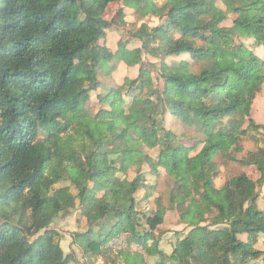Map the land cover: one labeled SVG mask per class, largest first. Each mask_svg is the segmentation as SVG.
I'll list each match as a JSON object with an SVG mask.
<instances>
[{
	"label": "trees",
	"instance_id": "trees-1",
	"mask_svg": "<svg viewBox=\"0 0 264 264\" xmlns=\"http://www.w3.org/2000/svg\"><path fill=\"white\" fill-rule=\"evenodd\" d=\"M124 2L158 24L143 22L137 45L113 51L108 31L124 13L106 11ZM121 63L130 76L106 79ZM263 86L264 0H0V264H71L51 225L77 203L88 229L74 239L91 263L264 259V148L237 158L248 131L264 129L252 119ZM168 117L195 129L194 147ZM219 157L259 177L217 188ZM145 167L164 170L169 210L189 230L170 255L156 233L166 207L138 211ZM65 179L77 195L56 188Z\"/></svg>",
	"mask_w": 264,
	"mask_h": 264
},
{
	"label": "rangeland",
	"instance_id": "rangeland-1",
	"mask_svg": "<svg viewBox=\"0 0 264 264\" xmlns=\"http://www.w3.org/2000/svg\"><path fill=\"white\" fill-rule=\"evenodd\" d=\"M54 0H51L53 2ZM217 6L224 8V5L217 1ZM122 10L123 17L116 20L117 26L113 27L108 31L107 37V46L112 50L116 51L117 49H124L127 47H134L137 45L131 34L137 31L143 22H147L151 27H154L158 24V21L154 18H146L144 20H140L137 18L136 14H134L133 3L132 2H124L123 4H111L106 11V18L108 20H112L115 15ZM236 17V16H234ZM226 25H230V21L226 23ZM152 63H158L154 59H149ZM168 63H171L172 59L166 60ZM242 62V63H241ZM242 65H256V63H252V61L248 60L246 55H242V60L240 61ZM176 75L183 77V79H189L188 75L175 73ZM129 77L128 69L120 68L117 71H113L110 75L106 76V79L111 78L117 83H122L125 77ZM109 81V80H108ZM94 102V101H93ZM90 103V107L92 109L98 110L97 105ZM252 119L256 124L264 126V86L262 91L257 95V98L254 102L252 108ZM166 127L174 132H176L180 136V143L187 147H194L196 143L201 139V137L195 134V129L186 127L182 122L177 121L171 117H168L165 123ZM247 126V124H246ZM202 145H198L196 149L191 154L195 156L202 149ZM243 147L244 153L238 154L237 158H243L247 152L257 151L259 148H264V129L254 130L250 129L248 131L247 136L243 139ZM157 152H150L152 156H155ZM217 164L219 167V174L215 178V185L217 188H221L225 182L233 178L241 173L246 172L250 178L256 179L259 177L256 169L243 167L239 163L236 162H228L224 158H217ZM144 173L146 177V185L147 189L141 190L137 194L138 201V211L142 215H151L156 212L159 204H162L166 207L167 212L165 214L163 224L157 228L156 233L161 234V243L160 248L167 255H170L173 251V248L177 242V239L180 237L184 239V237L189 232L186 226L180 224V218L177 211L169 210V193L172 188L171 181L167 177L164 170H160V174L158 176H154L149 173V169L147 167L144 168ZM131 179L135 176L134 174H130ZM69 187L71 192L74 195H77L76 189L71 185L70 181L65 179L60 182L56 188ZM262 197H264V192L262 191ZM260 208H264L262 198L259 201ZM146 226V223L144 222ZM51 227L57 230L61 235V246L65 253V255H71V264H110L104 262L101 258L96 260L94 263L88 262L87 258L83 256V251L81 247L77 243H75L74 235L78 233H84L88 229L87 219L82 215V210L79 208L77 203V207L66 212L60 214L52 223ZM241 240H245V236L239 237ZM122 248V247H121ZM256 248L259 250L264 249L263 241H260ZM137 250L136 247H134ZM117 251H119L117 249ZM154 260H152V263ZM116 264H125L122 261H118ZM251 264H264V259H260L258 261H251Z\"/></svg>",
	"mask_w": 264,
	"mask_h": 264
},
{
	"label": "crops",
	"instance_id": "crops-1",
	"mask_svg": "<svg viewBox=\"0 0 264 264\" xmlns=\"http://www.w3.org/2000/svg\"><path fill=\"white\" fill-rule=\"evenodd\" d=\"M117 50H118V49H117ZM117 50H116V51H117ZM113 51H114V50H113ZM120 68H125V70L128 69V67H127L124 63H121V64L119 65L118 69H120ZM118 69H117V70H118ZM117 70H116V71H117Z\"/></svg>",
	"mask_w": 264,
	"mask_h": 264
}]
</instances>
